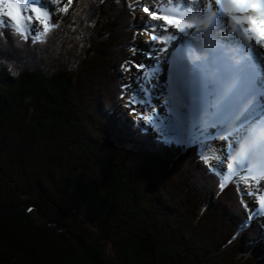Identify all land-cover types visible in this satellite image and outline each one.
I'll use <instances>...</instances> for the list:
<instances>
[{
    "label": "trees",
    "instance_id": "trees-1",
    "mask_svg": "<svg viewBox=\"0 0 264 264\" xmlns=\"http://www.w3.org/2000/svg\"><path fill=\"white\" fill-rule=\"evenodd\" d=\"M148 1L69 0L39 42L0 25V264H264L251 181L137 119Z\"/></svg>",
    "mask_w": 264,
    "mask_h": 264
},
{
    "label": "snow or ice",
    "instance_id": "snow-or-ice-1",
    "mask_svg": "<svg viewBox=\"0 0 264 264\" xmlns=\"http://www.w3.org/2000/svg\"><path fill=\"white\" fill-rule=\"evenodd\" d=\"M0 2L7 9V11L0 9V13L7 20H11L17 26V31L20 32L18 20L22 12L18 4L13 0H0ZM51 2L56 4L58 0H51ZM27 7L31 9L32 14H39L36 15L37 20H40L41 17L51 16V8L44 11L36 7L34 3H28ZM189 11L202 15V19H197V15H193L191 20L167 15L157 16L154 11L149 10V7L143 8V12L152 21H163V24H151L152 28L163 31H158L156 35H150L149 40L152 42L149 45V48L152 49L150 56L154 57L157 51L162 53L169 51L170 49L163 47L164 44L177 40L179 36L187 35L198 24L207 27L214 21H224L225 18H230L239 26L243 44H238L237 47L247 46L251 50V42L254 41L259 51L252 50L251 54L260 57L264 53V0H196ZM233 13H244L245 15L238 16ZM231 31L235 32L236 29H231ZM164 32L170 33L167 40L164 39ZM153 44H159V46L153 47ZM232 50L235 51V49ZM226 51L228 49L223 47L215 50L213 62L207 65L206 61L201 60L200 51L190 48L188 56L182 58L175 69V76L169 88L175 99H182L190 94L188 84L194 78V71L207 65L204 71L195 77L196 86L192 93L196 97L200 112L214 117V127L210 128V132L215 131L216 128H219L220 131H226L228 128H240L241 119L247 112L255 106L264 105V72L249 66L246 59H232L225 55ZM164 59L167 57L165 56ZM154 63L155 60L150 59L149 65ZM150 83L154 84L155 82L150 81ZM142 112L143 109H141ZM141 113L136 114L137 119L141 120L145 126L155 118L154 116L141 115ZM251 127L252 125L249 124L243 130L246 137L251 135ZM156 138L168 145L173 143L170 139H164L160 135H157ZM179 146L185 147L183 144ZM187 148L194 150L195 145L189 144L186 150Z\"/></svg>",
    "mask_w": 264,
    "mask_h": 264
},
{
    "label": "rangeland",
    "instance_id": "rangeland-1",
    "mask_svg": "<svg viewBox=\"0 0 264 264\" xmlns=\"http://www.w3.org/2000/svg\"><path fill=\"white\" fill-rule=\"evenodd\" d=\"M13 2L18 4V7L22 12L23 18L20 19V16L18 20L19 27L20 29H22L21 32H30V35L37 37L36 41L39 42L43 40L42 34L45 33V31L48 29L49 26L47 25H50L51 23H55L57 21L61 10L68 4L69 0H58L56 4H53L51 0H45V2H43L42 4H38L36 0H13ZM181 2H183V0H179L178 4L182 5L180 4ZM28 3H34L36 7L44 11H47L49 8H51V16L41 17L40 20H37L36 15L39 14H32L31 9L27 7ZM166 3L168 4L167 6L175 4V2L170 3V0H151L150 3L149 1L144 2L143 8L149 7V10L154 11L157 16H161L163 14L168 16V14L165 13L167 6L163 9ZM0 9H2L3 11H7V9L4 8L2 2H0ZM139 10L140 11L138 14V18H140V27L143 28V34L139 33L141 34V36L139 35V38L136 41L135 48H133L132 50L127 67H125L122 71L124 80L125 82H127V89L130 96L137 97L138 95L140 96L141 94H145L146 92L147 98L152 96L155 101L151 102V107H149V109L146 107V105H144V103H141V106L139 105V108L147 110L148 112H150L151 109L153 110L155 108L154 111L157 113L156 116L159 121V124L155 126V130L159 134L166 137L168 136L175 142H186V140L188 139L205 142V144H207L208 146L207 149L210 150V154L208 153V155L210 157H213V160L210 161L211 165L216 168L225 169L226 179L234 174L243 173L242 176L244 179L251 180L252 182L249 184V186L244 185L247 195L253 200V208L251 210V214H254L256 212L261 213L262 211H264V208H262L264 207L262 206L264 205V173H259L257 171V168H251L250 165H248V163L246 162V159H243L239 162L234 158L236 152L232 149V151L229 149V137L223 138L214 135V131L210 132V128L212 127L206 125L214 126V120L209 121V115H205L200 112L199 105L196 102V97L194 93H192L193 88L191 81L188 84L190 94L183 97V99H179L176 104V101L174 99L171 102V98L169 96L171 95V92L169 91V85L167 86L165 83L167 80L163 79V76L165 75L163 65V62H165L164 54L168 51H166L163 55L159 53V51H157L155 53V56L152 57L150 56L152 49L149 48V45L152 44V42L149 40V35H156L158 31H162V29L158 30L156 28H152L151 24H163V21H152L151 18L147 17V14L143 12L142 8ZM191 13L192 12H190V14ZM8 21L12 22L11 20H7L2 15V13H0V25L2 23L6 24L5 22ZM146 25L148 26L146 27ZM13 26L14 28H17L15 24H13ZM142 28H140V30H142ZM197 29L198 28L193 30ZM164 33L167 34V32ZM175 44L176 42H173L171 46L174 48ZM158 46L159 44H153V47ZM169 47V52H172V49ZM251 49L256 50L252 44ZM150 59H154L155 63L149 65ZM49 63L50 62H48V65ZM141 65L149 66L141 68ZM147 69H151V71L153 72V79L165 83L164 85H166L167 88L162 85V83H158L156 81H154V84L150 83V81H153V79L147 77ZM186 106L198 111L197 114L199 116L195 115V113H192L190 110L191 108L189 109ZM251 111H254L253 108ZM141 115H144V113H141ZM202 116L203 118L201 120L199 119V121L197 122V119L201 118ZM126 118L129 119L133 117L127 115ZM200 124H202L203 126H199ZM221 132L229 136L228 134H226V131ZM227 153L229 155L228 158H226Z\"/></svg>",
    "mask_w": 264,
    "mask_h": 264
},
{
    "label": "bare ground",
    "instance_id": "bare-ground-1",
    "mask_svg": "<svg viewBox=\"0 0 264 264\" xmlns=\"http://www.w3.org/2000/svg\"><path fill=\"white\" fill-rule=\"evenodd\" d=\"M36 1L39 4L45 2V0H36ZM184 1H190V2L187 3ZM171 2H175V4L166 7L165 13L168 14V16L170 17L175 16V17L191 20L193 15H197V19H202V15L193 12L190 14L191 11H189V9L192 7V4L195 3L196 0H183V2H181L180 4L184 5L183 6L184 9H182L179 6L178 4L179 0H170V3ZM201 13H202V9H201ZM233 15L243 16L245 14L233 13ZM244 27H246V25H244ZM196 28L198 29L197 30L192 29L187 35L179 36L177 40L169 41L167 44L163 45L164 48L168 49V47L171 46L173 42H176L180 44L179 48L178 46H176L175 48L171 46L169 48L172 49V52L169 51L167 53L159 52L162 55L165 53L164 55L167 57V59H165V62H163L164 64L163 63L162 64L166 69L165 79L169 83V88H170V83L175 76V69L182 61L181 58L177 59L179 52L181 51L180 48H182L185 51L186 56L184 55V57L188 56V50L190 48L199 50L201 60L206 61L207 65H210L213 62L214 51L219 50L221 47H223L228 49V51L225 52V55L231 57L232 59L245 58L247 59L248 65L251 67H253L252 66L253 65L252 63L254 62L253 60L257 59L259 64L261 63L259 66L260 71L264 72V53H262L260 57H257L251 54L253 49L250 50L247 46L237 47L238 44L242 45L243 41L241 40V36L239 33V26H237L233 21L229 20L228 18H225L224 21H214L211 25L207 27L198 24ZM231 29H236V31L232 32ZM226 32L228 33L227 35ZM168 35H170L168 32L167 34L164 33L165 40H167ZM188 36H190L191 40L187 39ZM187 41L189 43L185 45L184 42ZM251 44L255 47L257 51H259L256 48V44L254 41H252ZM206 49L209 51L206 52L205 51ZM232 49H235V51H233ZM207 65H203L201 68L196 69L194 71V78L191 81L193 89L196 86L195 77L199 75L201 72H203ZM253 110L254 111L247 112L245 116L241 119L240 128H228L226 130V134H228L229 135L228 137L230 138L229 149L230 150L232 149L236 152L234 155L235 159L237 161L246 159L248 165H250L251 168H257V171L259 173H264V127L261 123L263 118L259 117L262 116L263 114H258L254 108ZM208 120L213 121L214 117L209 114ZM253 121H255V123H252ZM249 124L252 125L251 135L249 137H246L243 134V130L247 128ZM233 145H235V147H233Z\"/></svg>",
    "mask_w": 264,
    "mask_h": 264
}]
</instances>
